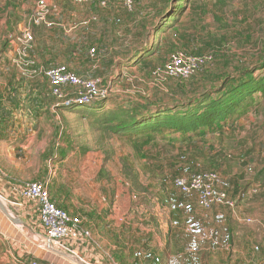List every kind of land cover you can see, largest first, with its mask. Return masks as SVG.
Wrapping results in <instances>:
<instances>
[{
    "label": "rangeland",
    "instance_id": "374dc122",
    "mask_svg": "<svg viewBox=\"0 0 264 264\" xmlns=\"http://www.w3.org/2000/svg\"><path fill=\"white\" fill-rule=\"evenodd\" d=\"M181 2L137 0L134 9L128 10L115 0H109L106 7L64 0L59 5L61 20L56 22L50 12L47 21L37 25V38L32 31V46L34 48L37 44L43 49L44 69L66 64L76 73L80 72L77 73L79 76L99 79L102 89L108 90L109 94V99L103 100L106 108L114 104L123 106L131 98L144 97L166 102L182 97L181 94L200 91L214 76L221 77L233 65L247 63L252 60L251 55L255 59L253 55L261 53L262 39L258 37H263L259 30L264 29L261 23L264 19V0H191L185 13H176L175 8L187 5L185 0ZM165 8H168L167 14H173L172 19L180 14V20L167 33L154 31L155 23ZM29 9L27 7V11ZM244 20L252 24L251 30L255 32L248 42L234 37L236 31L245 37L242 31ZM240 22H243L241 27L234 28V24L239 26ZM52 32L54 36H51ZM159 41L163 46L151 55L152 48ZM146 44L151 46L150 50L133 58L137 53L135 50ZM177 51L189 56L210 57V60L187 78L158 77L154 72ZM144 60L151 63L146 65L142 63ZM19 68L21 74L28 75L29 68L26 70L23 65ZM43 70L39 75L45 80ZM25 89L31 91L33 87ZM74 92L70 87L65 88V99L52 94L54 100L51 97L47 109L54 116L42 120V126L48 131L39 135L37 150L43 152L48 144L56 141V150L52 152L55 166L48 169L43 179L35 178L28 169H24L23 176L32 178V181L49 182L51 201L88 229L91 236L98 238L105 224L110 225V233L113 224L126 225L130 222L131 210L165 206L153 194L158 188L169 197V207L199 208V201L194 197L196 194L184 196L175 187L177 177H193L204 171H214L220 176L221 187H228L234 185L236 168L238 174L247 170L249 175L264 169V126L248 124L249 121L263 122L264 94H257L244 103L246 111L232 117L221 131L209 132L187 143L173 142L180 135L176 137L174 133L167 132L165 136L149 137L151 139L143 143L136 138L105 134L93 119H88L77 109L63 106L66 100L79 98V94ZM35 110L42 112L46 108L45 105H37ZM229 124H234L231 126L234 129L229 128ZM243 133L245 137H240ZM242 147H246L242 152L245 154L238 155L239 161L231 160V149L239 153L236 148ZM213 152L221 158H212L210 155ZM35 153L38 154L37 151ZM34 168L37 170V166ZM56 174L59 183L54 187L52 182ZM256 185L264 192V176ZM227 191L238 199L236 189ZM213 208L210 216L201 212L198 215L204 220L213 214L224 215L227 209L223 206ZM253 208H256L253 212L258 214L256 221L263 224L264 204L256 203ZM107 237L114 242L112 235ZM10 264L16 263L13 261Z\"/></svg>",
    "mask_w": 264,
    "mask_h": 264
},
{
    "label": "crops",
    "instance_id": "0c3cea01",
    "mask_svg": "<svg viewBox=\"0 0 264 264\" xmlns=\"http://www.w3.org/2000/svg\"><path fill=\"white\" fill-rule=\"evenodd\" d=\"M35 1L0 0V198L12 216L30 227L27 229L13 222L0 207L1 263L78 264L75 258H82L89 264H264L262 224L256 221L258 214L253 212L256 211L254 204H264V192L256 188L264 176L262 168L249 175L247 170L238 174L235 167L234 185L221 187L220 184L221 189H236L239 195L238 206L235 209L224 207L227 208L224 215L213 214L203 220L198 214L210 216L214 208L169 207V197L158 188L153 194L165 206L131 210L130 222L124 226L113 224L111 233L110 225L105 224L98 238L82 236L76 240H62L60 244L40 243L47 235V228L39 204L22 196L25 186L32 181L23 174L28 169L35 178H45L48 169L55 166L52 152L57 145L55 141L43 152L37 150L39 135L48 131L42 126V120L53 115L47 109L52 97L50 83L39 75L45 68L42 65L44 51L36 44L26 57L20 54V43L26 30L34 31V37H38L39 24L32 20ZM61 3L64 0H55L51 4L56 22L61 20ZM27 7L30 8L28 11ZM54 35L52 32L51 36ZM21 65L26 70L29 68L28 75L21 74ZM31 86V91L25 89ZM37 105H45L46 110H35ZM262 121H249L248 124L264 126V119ZM240 143L244 144L243 141ZM236 149L239 153L231 149V160H238V155L245 154L242 152L246 147ZM24 152L28 155L24 156ZM210 156L216 160L221 158L214 152ZM55 177L54 187L59 183L58 174ZM194 197L198 201V196ZM110 235L114 242L108 239Z\"/></svg>",
    "mask_w": 264,
    "mask_h": 264
},
{
    "label": "trees",
    "instance_id": "16d2710c",
    "mask_svg": "<svg viewBox=\"0 0 264 264\" xmlns=\"http://www.w3.org/2000/svg\"><path fill=\"white\" fill-rule=\"evenodd\" d=\"M178 1L182 3V0ZM190 1L185 0L187 5L183 8H175L176 13H185L190 7ZM167 12L168 8L161 12L155 23L154 31L161 30V32L167 33L169 29H174L177 26L180 14L172 19L173 14H167ZM169 19L173 21L169 23ZM242 23L240 22L239 26L234 24V28L238 29ZM244 23L242 31H244L245 37L238 31L235 32L234 37L237 40L243 39L242 41L248 42L252 40V34L255 32L251 30V23L247 20H244ZM261 23L264 24V19ZM259 32L260 35L263 34V37H258V39H262H260L262 47H260V54L253 55L256 60L251 55L250 59L252 60L233 65L232 69H227L221 77L214 76L213 80L204 85L200 91L181 94L182 97L166 102L143 97L127 99L125 105L114 104L111 108H106L103 100H101L103 103L101 101L93 102V104L73 102L63 106L84 113L88 119H93L98 126L100 125V131L105 134L136 138L142 140L143 143L152 137L165 136L167 132L174 133L176 137L180 135L173 142L187 143L186 141L201 135L205 136L209 132L221 131L223 125L231 121L232 117L246 111L244 103L254 99L257 94H264V29ZM162 46V42H156L155 48H152L150 54H156ZM150 47L146 44L135 50L137 53L133 58L150 50ZM142 63L147 65L151 61L144 60ZM233 125L227 126L230 128ZM231 128L234 129V127ZM110 136L108 137L110 138Z\"/></svg>",
    "mask_w": 264,
    "mask_h": 264
},
{
    "label": "built area",
    "instance_id": "2783aa9c",
    "mask_svg": "<svg viewBox=\"0 0 264 264\" xmlns=\"http://www.w3.org/2000/svg\"><path fill=\"white\" fill-rule=\"evenodd\" d=\"M55 0H37L32 20L36 24L46 22L51 12V4ZM77 4H93L98 7H106L109 0H69ZM128 9H134L137 0H115ZM34 37L31 30H26L21 39L20 54L23 57L28 55L32 48ZM95 50L93 49L92 52ZM210 57L189 56L182 51L174 52L168 61L157 68L154 72L158 77L187 78L199 68L204 66ZM44 75L50 83L52 94L65 99L64 90L70 87L75 95L79 94L77 100H66L63 105H70L73 102L78 104H91L94 101L108 99V90L102 89L99 79H89L79 76L66 64H59L43 70ZM68 98V96L66 97ZM54 174V172H53ZM175 187L185 195L196 194L202 208L210 209L214 206H223L235 209L238 206V199L232 197L227 190L220 188V176L214 171H205L198 176L177 177L174 180ZM22 196L36 201L40 206L41 218L47 228L46 241L50 244H60L62 240H76L82 236L92 237L88 229L81 226L65 210L57 207L51 201L50 183L45 181H32L27 183ZM264 235V223L262 224ZM17 264H42L37 261H18Z\"/></svg>",
    "mask_w": 264,
    "mask_h": 264
},
{
    "label": "water",
    "instance_id": "95a60500",
    "mask_svg": "<svg viewBox=\"0 0 264 264\" xmlns=\"http://www.w3.org/2000/svg\"><path fill=\"white\" fill-rule=\"evenodd\" d=\"M0 207L4 210V212L9 216V218H10L13 222H15V223H17V224H22V225H24L27 229H30V227L27 225L26 222H24L23 220H21V219L18 218V217H14V216H12V215L10 214L8 207L2 202L1 198H0ZM40 243H43V242L41 241ZM49 248H51L52 250H55V249H53V248L50 247V246H49ZM55 251H57V250H55ZM75 260H76V262H77L78 264H89V263H87L86 261H84L82 258H75Z\"/></svg>",
    "mask_w": 264,
    "mask_h": 264
}]
</instances>
